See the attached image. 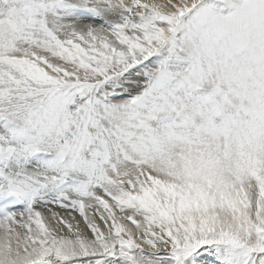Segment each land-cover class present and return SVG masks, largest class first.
Here are the masks:
<instances>
[{
  "label": "snow or ice",
  "instance_id": "obj_1",
  "mask_svg": "<svg viewBox=\"0 0 264 264\" xmlns=\"http://www.w3.org/2000/svg\"><path fill=\"white\" fill-rule=\"evenodd\" d=\"M0 264H264V0H0Z\"/></svg>",
  "mask_w": 264,
  "mask_h": 264
},
{
  "label": "rangeland",
  "instance_id": "obj_2",
  "mask_svg": "<svg viewBox=\"0 0 264 264\" xmlns=\"http://www.w3.org/2000/svg\"><path fill=\"white\" fill-rule=\"evenodd\" d=\"M131 226V225H130Z\"/></svg>",
  "mask_w": 264,
  "mask_h": 264
}]
</instances>
